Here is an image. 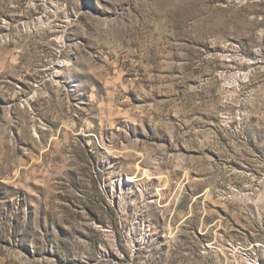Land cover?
Masks as SVG:
<instances>
[{"label": "rangeland", "instance_id": "rangeland-1", "mask_svg": "<svg viewBox=\"0 0 264 264\" xmlns=\"http://www.w3.org/2000/svg\"><path fill=\"white\" fill-rule=\"evenodd\" d=\"M0 264H264V0H0Z\"/></svg>", "mask_w": 264, "mask_h": 264}]
</instances>
